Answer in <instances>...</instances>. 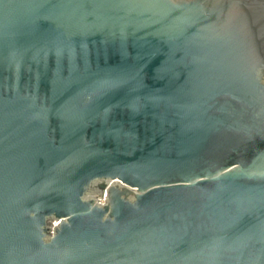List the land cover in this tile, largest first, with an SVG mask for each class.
<instances>
[{"label":"water","instance_id":"95a60500","mask_svg":"<svg viewBox=\"0 0 264 264\" xmlns=\"http://www.w3.org/2000/svg\"><path fill=\"white\" fill-rule=\"evenodd\" d=\"M0 264H264V0H0Z\"/></svg>","mask_w":264,"mask_h":264},{"label":"flooded vegetation","instance_id":"af4514ba","mask_svg":"<svg viewBox=\"0 0 264 264\" xmlns=\"http://www.w3.org/2000/svg\"><path fill=\"white\" fill-rule=\"evenodd\" d=\"M98 190H94L93 192H91V196L94 197V198H98Z\"/></svg>","mask_w":264,"mask_h":264}]
</instances>
